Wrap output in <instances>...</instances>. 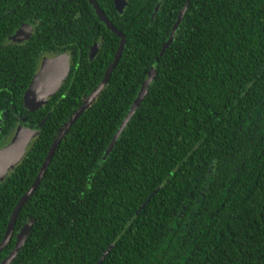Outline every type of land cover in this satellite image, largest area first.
<instances>
[{"label": "trees", "instance_id": "1", "mask_svg": "<svg viewBox=\"0 0 264 264\" xmlns=\"http://www.w3.org/2000/svg\"><path fill=\"white\" fill-rule=\"evenodd\" d=\"M95 1L124 48L19 210L0 262L31 222L10 264H264V0H125L122 12ZM24 23L31 37L10 41ZM118 44L88 0H0V146L18 125L38 130L0 180V241ZM61 52L68 77L41 108H26L41 55Z\"/></svg>", "mask_w": 264, "mask_h": 264}, {"label": "water", "instance_id": "2", "mask_svg": "<svg viewBox=\"0 0 264 264\" xmlns=\"http://www.w3.org/2000/svg\"><path fill=\"white\" fill-rule=\"evenodd\" d=\"M88 2L93 7L100 20L105 23L107 28H109L113 33H115L119 37L118 47L115 51L112 61L107 66L103 74V77L98 83V85L93 89L92 92L89 93L88 96L84 98L81 105L73 112L70 118L62 125V127H60L32 184L27 189V191L20 197L15 207L13 208V211L9 217L6 226L4 236L0 241V250L9 241L19 210L39 185L42 176L44 175V172L53 156L55 148L59 144L61 138L67 132L69 127L75 122L78 116L84 111L86 107H88L92 103V101L97 97L99 92L105 86L112 70L118 63V60L124 48L125 39L123 33L109 21V19L106 17L104 12L99 8L95 0H88ZM113 3L118 12H122L126 5L125 0H113ZM186 6L187 3H185L182 9L179 11L177 18L170 31L169 37L166 40V42L162 45L160 54L164 52L165 49L168 47V45L171 43L174 32L177 29L185 13ZM157 8L158 6L155 7V11ZM31 30H32L31 25L23 24L14 32V34L10 36V38L14 41H21L27 38V36L31 33ZM97 48H98V43H95L94 46L91 48L90 56H93L96 53ZM69 59H70L69 55L66 52H61L41 58L38 69L34 73L32 79L30 80L23 94V105L26 108L30 110L41 108L43 105L47 103L48 99L52 97L60 89L62 83L66 80L70 72ZM154 75H155V69L151 68L148 71L147 77L143 80L135 99L133 100V102L131 103L128 109V112L126 113L124 119L121 121L119 127L117 128L115 134L113 135L112 141L109 144L108 149L111 148L114 141L119 136L121 130L126 126L129 119L134 114L136 108L139 106L140 102L146 95L148 85L151 83L152 79L154 78ZM37 134H38V130L30 127H25L23 125H18L15 128L9 141L0 147V180L3 177H5L7 173L21 161V159L25 155L28 145ZM30 228H31V222L24 225L17 232L16 240L13 248L9 251V253L5 256V258L2 259L0 264H10L14 260V258L17 255V252L24 244Z\"/></svg>", "mask_w": 264, "mask_h": 264}, {"label": "flooded vegetation", "instance_id": "3", "mask_svg": "<svg viewBox=\"0 0 264 264\" xmlns=\"http://www.w3.org/2000/svg\"><path fill=\"white\" fill-rule=\"evenodd\" d=\"M24 24H28V23H24ZM22 25H23V24H22ZM29 25H30V24H29ZM31 27H32L31 33L27 36V38H25V39H23V40H21V41H15L14 43L19 44V43H23V42H25L26 40H28V39L31 37L32 33H33V28H34V26L31 25ZM16 30H17V29H16ZM13 34H14V33H13ZM56 54H57V53H56ZM51 55H53V54H51ZM43 56H45V55L42 54L41 57H40V60H41V58H42ZM46 56H50V54H46ZM40 60H39V63H40ZM0 147H1V146H0Z\"/></svg>", "mask_w": 264, "mask_h": 264}, {"label": "rangeland", "instance_id": "4", "mask_svg": "<svg viewBox=\"0 0 264 264\" xmlns=\"http://www.w3.org/2000/svg\"><path fill=\"white\" fill-rule=\"evenodd\" d=\"M9 39H10V41H12V42H15L14 40H12L10 37H9ZM45 56H46V54H44ZM51 55V54H50ZM45 56H43V57H45Z\"/></svg>", "mask_w": 264, "mask_h": 264}]
</instances>
